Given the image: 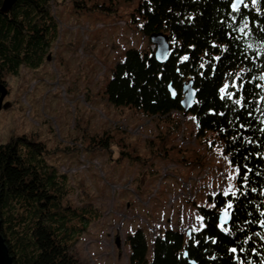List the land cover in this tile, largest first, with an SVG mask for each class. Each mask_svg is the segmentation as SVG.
Returning <instances> with one entry per match:
<instances>
[{
    "label": "trees",
    "instance_id": "trees-1",
    "mask_svg": "<svg viewBox=\"0 0 264 264\" xmlns=\"http://www.w3.org/2000/svg\"><path fill=\"white\" fill-rule=\"evenodd\" d=\"M232 1L139 0L133 12L144 34L167 33L173 52L161 64L153 51L127 49L112 69L107 100L149 117L182 112V82L192 75L197 136L214 138L237 175L233 193H216L212 208L198 207L203 227L190 238L173 229L156 236L150 261L144 233L130 234V264H264V0H245L235 11ZM49 2L16 0L0 13V81L21 66L36 69L47 56ZM39 155L38 143L26 138L0 143L1 234L14 264H79L68 245L79 230L53 209L57 189ZM229 204L231 220L219 228L216 212ZM76 219L82 229L91 221Z\"/></svg>",
    "mask_w": 264,
    "mask_h": 264
},
{
    "label": "rangeland",
    "instance_id": "rangeland-1",
    "mask_svg": "<svg viewBox=\"0 0 264 264\" xmlns=\"http://www.w3.org/2000/svg\"><path fill=\"white\" fill-rule=\"evenodd\" d=\"M138 2L50 0V58L1 80L9 105L0 143H38L57 189L52 207L79 230L68 243L79 264H130L128 236L138 229L150 261L156 236L173 228L187 239L203 227L198 207L236 187L237 169L214 138L197 136L190 112L149 117L107 100L125 51L154 50L133 13ZM82 215L91 218L85 229Z\"/></svg>",
    "mask_w": 264,
    "mask_h": 264
},
{
    "label": "water",
    "instance_id": "water-1",
    "mask_svg": "<svg viewBox=\"0 0 264 264\" xmlns=\"http://www.w3.org/2000/svg\"><path fill=\"white\" fill-rule=\"evenodd\" d=\"M16 2V0H2L0 13L5 14L7 13L12 5ZM244 0H233L231 3L232 10H237L243 4ZM247 4V2L245 3ZM149 41L152 45L155 46L153 51V57L155 60L161 64L165 63L171 53L173 52V44L170 42V37L167 33L163 31H154L151 32L149 35ZM168 91L171 94L172 98H175L177 92L175 88L172 86L171 83L168 84ZM196 93L197 90L194 86V80L192 75H188L187 78L182 82V89H181V99H180V107L182 108V112L184 116L191 110V108L196 103ZM7 95V88L6 86L0 81V110L3 108H7L9 105L8 102H4L3 100ZM231 212L230 208H226L224 210L217 211L218 216V227L224 228L226 227L230 220H231ZM2 228V220L0 218V264H14L13 257L9 252L8 245L6 243L5 238L1 234ZM187 236H190V231L187 232ZM186 255V252H184Z\"/></svg>",
    "mask_w": 264,
    "mask_h": 264
},
{
    "label": "flooded vegetation",
    "instance_id": "flooded-vegetation-1",
    "mask_svg": "<svg viewBox=\"0 0 264 264\" xmlns=\"http://www.w3.org/2000/svg\"><path fill=\"white\" fill-rule=\"evenodd\" d=\"M46 58L49 59V58H50V55L48 54V55L46 56ZM18 138L21 139V138H23V137L20 136V137H18ZM26 139H27V138H26Z\"/></svg>",
    "mask_w": 264,
    "mask_h": 264
},
{
    "label": "snow or ice",
    "instance_id": "snow-or-ice-1",
    "mask_svg": "<svg viewBox=\"0 0 264 264\" xmlns=\"http://www.w3.org/2000/svg\"><path fill=\"white\" fill-rule=\"evenodd\" d=\"M185 59H187V57H185ZM225 195H227V193H225ZM229 208L231 207V205L229 204L228 206ZM233 251H235V249H233Z\"/></svg>",
    "mask_w": 264,
    "mask_h": 264
}]
</instances>
